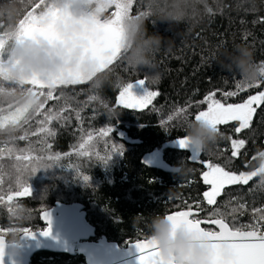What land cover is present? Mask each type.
<instances>
[{
  "label": "trees",
  "instance_id": "1",
  "mask_svg": "<svg viewBox=\"0 0 264 264\" xmlns=\"http://www.w3.org/2000/svg\"><path fill=\"white\" fill-rule=\"evenodd\" d=\"M208 4L211 11L191 28L186 24L170 26L167 22L152 23L149 20V31L158 32L165 38L156 56L158 79L153 80L148 70H133L120 60L109 69L110 80L100 89L85 82L61 86L54 91L53 96L59 99L49 100L46 109L58 111L67 102L71 109L80 111L85 132L77 130L75 111L64 113L71 118L70 123L62 126L60 121H53L49 125L56 135L47 142L52 144L51 151L62 154V158L59 164L32 175L29 178L32 195L18 198L13 205L22 204L28 209V222L18 223L14 213L8 211V205L0 204V229H17L5 232L8 241H13L12 237L17 233L21 234L19 229L28 227L36 231L43 228L40 212L53 206L55 201L80 202L88 222L96 229V237L106 236L120 246L150 236L154 215L185 209L186 203L195 201H199L203 209L199 217L205 218L216 208L228 213L238 203H244L243 214L236 213L235 220L229 215L228 221L236 226L253 223L252 209L264 208L261 177H254L248 185L226 186L217 197L216 205H207L202 195L207 186L201 178L206 169L199 161L219 163L226 170L235 172L256 170L264 160L258 155L264 152V107L258 109L251 127L239 134L234 132L237 122L219 126L222 137L211 153H198L196 159L189 149L166 146L185 136L187 123L206 109V105L198 103L205 95L215 91L220 98L223 92L236 90L241 79L217 63L222 51L246 44L254 50L256 64L260 67L264 62V0H257L258 9L252 11L233 10V0H223L221 7H217L216 0H208ZM142 11H149L148 0H134L131 14ZM7 55L4 53L5 58ZM145 77L144 87L159 92L153 104L143 110L118 106L121 85ZM5 86L9 87V84L5 82ZM256 90L242 91L238 96L227 98V102H242ZM92 96L97 99L90 100ZM177 108H187V111L175 115ZM169 115L173 120L162 125ZM39 119L42 117L37 116L22 129L0 132V149L42 147L39 138L31 135ZM109 126L113 127L111 136L98 138V130ZM25 131L29 133L27 139L19 140ZM88 131L92 132L93 140L85 151L92 153L91 158L75 154L78 145L87 140L85 133ZM231 139L246 141L238 157L231 156ZM112 142L122 145V154L113 152L107 163L100 162L97 154H111ZM65 153L72 155L64 156ZM145 155L149 156L145 158ZM157 158L159 163L151 162ZM183 161L187 171L179 176L174 166ZM14 163V157L0 153V165H3L0 190L5 193L9 187L16 190L17 175L24 179L25 174L16 173ZM77 172L89 175L90 180L86 183L76 175ZM31 262L84 264V259L80 255L40 251L32 256Z\"/></svg>",
  "mask_w": 264,
  "mask_h": 264
},
{
  "label": "snow or ice",
  "instance_id": "2",
  "mask_svg": "<svg viewBox=\"0 0 264 264\" xmlns=\"http://www.w3.org/2000/svg\"><path fill=\"white\" fill-rule=\"evenodd\" d=\"M134 0H112V7L109 9L110 15L107 18H90L84 21L83 29L76 34V39L83 43L82 58H91L97 70L104 71L113 69L123 56V19L131 15ZM108 10V11H109ZM211 11V9H209ZM148 15V11H142L137 14ZM68 13L62 7L56 5L55 0H38L33 2L23 18L19 22V30L16 34V42L25 38L43 39L52 45L63 42L66 38L57 30L58 22L67 20ZM9 37L6 33L0 32V70L4 65L16 63L14 56L8 51ZM4 53H8L7 58ZM260 77L253 83H245L238 81L235 91H226L217 98V92H209L199 101V104L206 105L205 110L195 114L194 119H204L215 127L227 125L230 122H237L235 127L236 134L251 127L252 121L258 109L264 107V62L260 65ZM92 74H84L79 70H73L64 74L57 73L51 77L33 76L27 81L21 82L20 86L27 85L28 90L40 98V103L33 107L31 104L12 105L0 103V132H11L17 128H23L37 116L42 117L37 121V128L31 135L38 137V142L42 145L35 148L29 145L25 149H17L14 147L0 149V153L6 152L7 156L14 157V168L17 174H25L24 179H20L17 175L16 190L13 191L9 187L7 193L0 190V204H7L8 211L14 213L13 205L18 198L30 197L32 188L29 178L40 169L52 167L53 164H59L62 154L51 151L52 144L48 143V138L54 137L56 132L49 127L53 121H60L62 126L70 123V117L64 115L69 111H75L78 121V131L85 132L83 129V119L80 111L71 109L67 104L58 111L46 109L49 100L54 97V91L61 86L77 85L89 82ZM147 77L138 79L135 83L128 82L121 85L119 95L117 97V105L137 110H143L153 104L156 97L159 96L158 91L146 90L142 96H137L133 92L135 84L143 85ZM9 87H16L15 82H7ZM5 81H0V85H4ZM248 89H257L254 94H250L242 102L229 103L227 98L238 96L240 92ZM97 99L96 96L89 98ZM187 111V108L175 109V115H180ZM94 118V117H93ZM187 121V118H185ZM173 116L169 115L167 121H162V125L168 121H172ZM188 124V123H187ZM113 127H102L98 130V138H108L111 136ZM87 140L78 145L75 154L78 156L92 157L91 152H86V146L90 147V141L93 140L91 131L85 133ZM29 133L25 131V135L19 136V140L27 139ZM181 148L189 147V141L185 136L177 138ZM108 141L105 139V144ZM244 139H231V156L238 157L240 150L245 146ZM111 154L99 156L100 162L107 163L113 152L120 151L122 154V145L112 142L110 145ZM20 154L17 155L16 153ZM47 153V154H45ZM194 153H199L194 150ZM64 156L71 157L72 153H65ZM264 157V152L258 153ZM196 159V156H193ZM255 159V157H254ZM206 170L201 174L204 185L207 190L203 192V200L207 205H216L217 197H219L225 186L231 185H248L249 182L257 176L261 177V184H264V163L254 171L235 172L226 170L219 163L211 161H199ZM3 165H0V170ZM76 175L86 183L90 180V176L77 172ZM2 188V185H0ZM186 210L166 213L167 218L173 223V230L183 227L188 232L194 234V239L207 241L208 247L211 249L209 256L210 264H264V208H253V223L236 226L228 221L231 215L235 220V214H243L246 208L244 203H238L230 209V212H222L219 208L214 209L206 218H199V213L203 211L200 202L195 201L192 204H185ZM195 209V210H194ZM47 222V226L38 231L25 227L19 229L20 233L25 236L35 237L36 232H40L43 236L51 234V216L47 210H42L40 217ZM202 225H210L213 227H204ZM5 231L0 229V264H3V252L5 246ZM7 231L15 232L17 229H9ZM135 248L139 251V264H174V261L167 260L163 257L159 250L158 242L154 237L145 236L143 239L132 241Z\"/></svg>",
  "mask_w": 264,
  "mask_h": 264
},
{
  "label": "clouds",
  "instance_id": "3",
  "mask_svg": "<svg viewBox=\"0 0 264 264\" xmlns=\"http://www.w3.org/2000/svg\"><path fill=\"white\" fill-rule=\"evenodd\" d=\"M57 6L68 13L67 20L57 24V30L66 38L56 45L43 39L25 38L16 42L19 22L29 10L32 0H0V32L9 39L8 51L16 63L5 64L0 70V81L15 82L16 87L0 85V103L12 105L31 104L37 106L40 98L28 90L27 81L33 76L51 77L57 73L67 74L79 70L92 74L95 62L82 58L83 43L73 46L70 37L79 33L84 21L90 18H107L112 0H55ZM223 0H216L221 7ZM233 10L252 11L258 9L257 0H233ZM148 15H128L123 21L122 60L133 70H148L153 80L158 79L155 72L156 56L165 38L158 32H150L149 20L167 22L170 26L186 24L194 27L209 11L208 0H148ZM224 70L233 72L245 83L255 82L261 75L260 67L254 60V50L246 44H237L231 50L220 53L217 62ZM109 69L95 72L89 81L91 86L100 89L110 80ZM185 135L189 145L199 153H211L213 146L222 137L218 127L208 121L193 119L186 126ZM179 176L186 174V162L174 166ZM14 217L20 224L28 222V209L22 205L14 206ZM151 236L158 242L160 253L174 264H210L211 249L208 242L194 239V234L179 227L173 238V223L166 214H156L150 223ZM17 233L12 237L15 241Z\"/></svg>",
  "mask_w": 264,
  "mask_h": 264
},
{
  "label": "water",
  "instance_id": "4",
  "mask_svg": "<svg viewBox=\"0 0 264 264\" xmlns=\"http://www.w3.org/2000/svg\"><path fill=\"white\" fill-rule=\"evenodd\" d=\"M76 34L70 37L73 46L81 42L75 38ZM96 70L95 64L93 72ZM44 210L51 216V234L43 236L36 232L33 238L21 233L15 241H8L5 237L3 264H32V256L39 251L80 255L83 256L85 264H139L140 253L132 242L121 247L117 242L108 240L106 236L95 238L96 229L88 222L86 211L80 202L55 201L53 206ZM182 210L186 208L176 211ZM200 214L201 212L199 216ZM41 215L42 211L39 218ZM40 221L44 227L47 226L46 221L41 218ZM202 226L214 228L210 225ZM177 229L172 231L173 238Z\"/></svg>",
  "mask_w": 264,
  "mask_h": 264
},
{
  "label": "rangeland",
  "instance_id": "5",
  "mask_svg": "<svg viewBox=\"0 0 264 264\" xmlns=\"http://www.w3.org/2000/svg\"><path fill=\"white\" fill-rule=\"evenodd\" d=\"M110 11H111V10H109V12H108V14H106V16L110 15ZM146 90H148V89H146V88L144 87V85H140V84H136V85L134 86V88H133V92H134L137 96H142V95H144ZM263 90H264V89H263ZM166 146L176 147V148H181L180 145H179V143L177 142V139L174 140V141H171V142L167 143ZM182 149H189L190 152H191L193 155H195L196 157H197V155H198V153H194V149H193L190 145H189V147H187V148H182ZM148 156H149V155H145V158L148 157ZM157 161H159L158 158L155 159V160H153V161H151V162H153V163L155 164ZM261 163H264V160H263ZM225 187H226V186H225ZM5 232H7V230H6ZM18 232H19V231H18ZM5 237H6V236H5ZM6 238H7V237H6Z\"/></svg>",
  "mask_w": 264,
  "mask_h": 264
},
{
  "label": "flooded vegetation",
  "instance_id": "6",
  "mask_svg": "<svg viewBox=\"0 0 264 264\" xmlns=\"http://www.w3.org/2000/svg\"><path fill=\"white\" fill-rule=\"evenodd\" d=\"M99 237V236H98ZM95 238H97L96 236H95ZM126 246V245H125ZM125 246H121V247H125ZM40 252V251H39ZM38 253V252H37ZM36 254V253H35ZM34 254V255H35ZM83 257V256H82ZM84 259V258H83ZM32 263V262H31ZM32 264H36V263H32ZM84 264H85V261H84Z\"/></svg>",
  "mask_w": 264,
  "mask_h": 264
}]
</instances>
